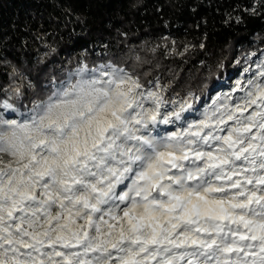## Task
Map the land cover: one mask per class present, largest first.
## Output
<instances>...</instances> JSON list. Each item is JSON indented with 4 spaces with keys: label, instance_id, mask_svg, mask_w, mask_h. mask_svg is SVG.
Segmentation results:
<instances>
[{
    "label": "snow or ice",
    "instance_id": "obj_1",
    "mask_svg": "<svg viewBox=\"0 0 264 264\" xmlns=\"http://www.w3.org/2000/svg\"><path fill=\"white\" fill-rule=\"evenodd\" d=\"M261 56L241 102L218 96L192 119L194 93L169 108L158 84L102 72L65 93L88 120L63 147L48 132L84 112L49 105L11 128L22 162L0 166V264H264Z\"/></svg>",
    "mask_w": 264,
    "mask_h": 264
},
{
    "label": "trees",
    "instance_id": "obj_2",
    "mask_svg": "<svg viewBox=\"0 0 264 264\" xmlns=\"http://www.w3.org/2000/svg\"><path fill=\"white\" fill-rule=\"evenodd\" d=\"M261 53L264 0H0V97L13 85L27 97L62 69L111 60L143 90L163 88L169 108L194 93L192 119L218 96L241 102L233 89Z\"/></svg>",
    "mask_w": 264,
    "mask_h": 264
},
{
    "label": "clouds",
    "instance_id": "obj_3",
    "mask_svg": "<svg viewBox=\"0 0 264 264\" xmlns=\"http://www.w3.org/2000/svg\"><path fill=\"white\" fill-rule=\"evenodd\" d=\"M128 58H124L125 63ZM135 67L133 65L132 71H135ZM102 72L116 73L117 75L123 74L124 76L131 77L133 80L139 81L138 79H134L129 70L121 66L120 63L110 60L93 69L86 62L81 61L71 69H62L59 75L53 76L49 80V87L42 91L37 90L35 85H32L30 87V94L27 97L21 85L10 87L4 96L0 97V166H3V170L7 171L8 165L14 166L18 162H22L20 161L19 154L16 152L18 144L13 140L10 129L17 125L27 126L32 125L34 122L39 123L41 114L49 105L59 104L60 108L74 110L77 113L84 112L82 118L78 115L76 119L63 126L62 130L48 132L50 143L55 142L63 147L62 140H71L74 138L76 132L82 133L86 131L88 120L87 108L82 103L73 105L72 101L75 97L72 95L66 96L65 93H71L73 86L79 81L93 78L102 79ZM94 73L95 75H93ZM104 102L105 98L103 96L100 97L98 102L93 101L96 107H99ZM155 131H157V128L150 130V135L154 139H161L168 134L165 131L160 133V135H154ZM25 160H27V154L25 155ZM59 177L60 173L58 172L57 181ZM56 187H59L58 183ZM114 205L115 202L110 204L109 207L111 208ZM115 207L119 206L115 205ZM52 214L55 215V209L52 210ZM73 227L77 226L73 225ZM95 236V232L90 233V238L93 242H95ZM89 259L95 260L96 264H102V261L106 260L107 257L100 256L99 259L89 257Z\"/></svg>",
    "mask_w": 264,
    "mask_h": 264
}]
</instances>
